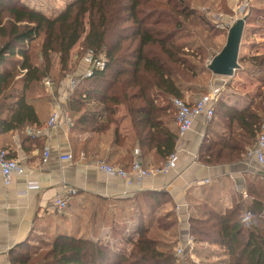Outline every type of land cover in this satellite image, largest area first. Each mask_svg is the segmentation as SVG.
Masks as SVG:
<instances>
[{"label":"trees","instance_id":"trees-1","mask_svg":"<svg viewBox=\"0 0 264 264\" xmlns=\"http://www.w3.org/2000/svg\"><path fill=\"white\" fill-rule=\"evenodd\" d=\"M64 1L63 8L49 13L28 0H0V135L45 126L40 110L51 97L43 80L53 79L58 92L71 53L83 39L85 50L104 54L107 65L82 79L68 100L73 130L97 134L112 130L113 151L131 139L122 161L112 165L128 169L134 161L133 148L141 158L155 152L162 159L155 167L162 166L176 152L180 137L172 100H186L187 93L204 96L215 76L210 61L205 62L211 56L208 50L203 46L192 49L182 40L199 37L190 28L203 27L205 18L185 0ZM16 56L20 59L14 60ZM245 61L251 72L263 74L258 91L244 106L219 98L201 145L202 161H242L256 144L264 125V54ZM79 68L70 70L71 75ZM203 75L212 77L201 84ZM216 115H220L222 133L213 138ZM122 119L130 124L127 136L120 134ZM23 134L24 142L41 145L40 136ZM8 157L16 159L9 152ZM245 180V195L235 193L229 209L222 206L218 186L205 187L204 199L190 205L189 235L194 244L220 247L226 256L221 259L223 264H264V175L251 174ZM167 200L157 197L156 207ZM249 213L251 220L245 224L243 217ZM153 217L148 215L145 223L141 220L128 253L77 232H60L50 242L41 241L47 250L29 244L25 252L14 256L13 264H176L179 232L175 214Z\"/></svg>","mask_w":264,"mask_h":264},{"label":"crops","instance_id":"crops-1","mask_svg":"<svg viewBox=\"0 0 264 264\" xmlns=\"http://www.w3.org/2000/svg\"><path fill=\"white\" fill-rule=\"evenodd\" d=\"M37 7L44 9L43 5ZM217 79V76L211 79V86ZM48 95L51 101L40 110L43 123L48 120L58 93ZM200 97V93H187L185 98L194 102ZM208 125L209 121L198 117L193 128L178 139L176 167L168 175L146 179L141 186H129L123 179L97 169L101 161L120 163L127 152L125 147L133 143L131 139L126 140L125 147L113 151L112 130L101 134L79 132L68 130L63 122L43 131L40 146L24 142L26 131L1 134L0 148L9 147L7 151L19 160L27 174L16 176L10 185H5L0 178V264H13L14 256L25 252L29 244L50 242L60 232H77L96 241H109L128 253L131 241H135L140 232L141 220L145 223L148 215L157 218L169 212L177 219L178 242L187 241L190 205L204 199L205 187H220L222 206L229 209L235 193L245 195L246 177L261 174L256 166L247 164L246 159L222 164L202 161L200 151ZM119 126L122 136L130 134L128 120H120ZM46 148L50 150L48 158H45ZM131 151L135 158V150ZM70 153L74 156L72 161L61 159ZM141 159L145 167L162 163L155 152ZM70 189L77 190L72 197L68 194ZM58 197L69 198L67 208L62 211L52 205ZM157 197L168 200L156 207ZM150 210H154V214L149 213ZM123 244L131 247L127 250Z\"/></svg>","mask_w":264,"mask_h":264},{"label":"rangeland","instance_id":"rangeland-1","mask_svg":"<svg viewBox=\"0 0 264 264\" xmlns=\"http://www.w3.org/2000/svg\"><path fill=\"white\" fill-rule=\"evenodd\" d=\"M29 4L33 7L40 5L44 6V10L51 13L53 9H61L65 6L64 0H28ZM167 1V0H162ZM187 1L191 8L195 11L197 15L200 14L205 18V24L201 28H190L192 32L198 31L200 33L199 37L195 35L182 39L187 42L192 49L197 46L205 47L211 54L205 60V62L211 61L212 55L218 54L219 51L223 49L227 42V37L229 29L232 25L237 22V20L244 18L246 21L245 30L243 33L240 53H239V68L235 71L233 76L230 77H219L217 76V82L215 84L223 86V95L221 97L230 99L236 105L244 106L249 100L253 98L255 93H257L260 86L259 77L262 75H256L250 71V65L247 64L245 59L247 57L256 56L258 54H264V0H185ZM37 6H36V5ZM50 9V10H49ZM7 16V13H5ZM207 22V23H206ZM83 39L77 44L71 53V63L75 62L72 66L69 65V69L64 71V75H67L63 80L72 74L70 70L78 69L83 66L82 58L85 55V50ZM38 43H35V46ZM36 52V51H35ZM212 58V59H211ZM245 58V59H244ZM19 56L14 57V60H19ZM200 59V58H199ZM211 59V60H210ZM38 61V57H36ZM210 63V62H209ZM12 63L6 64L9 68ZM59 68V65L57 63ZM71 66V67H70ZM69 70V71H68ZM83 71V69H82ZM74 73V72H73ZM214 75V74H213ZM22 77L20 74L17 80ZM212 75H203L200 79L201 84L209 79ZM63 82V81H62ZM45 87L44 84H42ZM21 87V84H18ZM46 93L49 94L45 87ZM57 91V90H56ZM208 92V91H207ZM94 106V105H92ZM217 106L216 110L219 112ZM123 112V111H122ZM217 116V121L214 123V135H220L222 133L219 124V117ZM227 200V199H226ZM227 206V205H226ZM168 238V237H167ZM106 243H109L107 241ZM110 244V243H109ZM38 249L47 250L49 248L47 245L44 246L43 242L39 241L37 243ZM116 245V244H115ZM117 246V245H116ZM131 245L123 244V248L129 249ZM176 248V247H175ZM32 250L35 251V248ZM192 255L195 259H198L200 264H223L222 258H225V253L216 245H202L194 244ZM225 256V257H224ZM193 263L190 259H188Z\"/></svg>","mask_w":264,"mask_h":264},{"label":"built area","instance_id":"built-area-1","mask_svg":"<svg viewBox=\"0 0 264 264\" xmlns=\"http://www.w3.org/2000/svg\"><path fill=\"white\" fill-rule=\"evenodd\" d=\"M83 67L74 75L67 76L60 84L58 96L55 105L53 106L46 125L42 128H29L27 134L31 136H41L47 128H56L64 122L68 130H72L74 122L66 109L68 100L84 78L91 77L96 71L104 70L107 65V57L104 54H97L94 50L89 49L85 52L82 58ZM83 69V71H82ZM43 83L46 89L51 93H56V83L51 78H45ZM223 92V86L212 85L209 91L202 97L190 103L181 98L172 100L173 106L176 109V123L180 135H184L193 128V125L198 117L205 118L210 121L215 115V106ZM50 155L49 148L45 150V158ZM135 158L130 168L109 164L101 161L97 164V169L105 174L113 175L123 179L127 185H139L146 179L154 178L158 175H168L169 172L177 165V152L172 153L165 163L159 167H145L142 163L140 151L137 149L134 152ZM64 161H72L73 155L67 154L61 157ZM246 162L249 165L256 166L257 172L264 175V125L257 138L256 144L249 149L246 154ZM27 174L25 168L20 164L18 159L8 157L7 150H0V178L5 185H10L16 176H24ZM76 189L68 191L69 197L76 193ZM69 204V198L58 197L53 201V207L56 210H64ZM194 247L193 238L189 235L187 241L180 242L175 248L177 257L176 264H191L190 259L195 264H200L198 259L192 255Z\"/></svg>","mask_w":264,"mask_h":264},{"label":"water","instance_id":"water-1","mask_svg":"<svg viewBox=\"0 0 264 264\" xmlns=\"http://www.w3.org/2000/svg\"><path fill=\"white\" fill-rule=\"evenodd\" d=\"M245 26L246 21L242 18L229 29L225 46L209 63V69L215 76L230 77L239 68V53Z\"/></svg>","mask_w":264,"mask_h":264},{"label":"clouds","instance_id":"clouds-1","mask_svg":"<svg viewBox=\"0 0 264 264\" xmlns=\"http://www.w3.org/2000/svg\"><path fill=\"white\" fill-rule=\"evenodd\" d=\"M251 220V214H247L243 217V223L247 224Z\"/></svg>","mask_w":264,"mask_h":264}]
</instances>
